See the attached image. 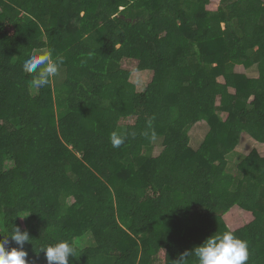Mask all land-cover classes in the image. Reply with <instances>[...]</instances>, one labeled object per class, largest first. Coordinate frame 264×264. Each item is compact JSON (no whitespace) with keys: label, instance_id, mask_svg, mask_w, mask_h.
<instances>
[{"label":"trees","instance_id":"trees-1","mask_svg":"<svg viewBox=\"0 0 264 264\" xmlns=\"http://www.w3.org/2000/svg\"><path fill=\"white\" fill-rule=\"evenodd\" d=\"M213 1L0 0V226L29 232L28 264L62 239L70 264H175L227 230L264 264V157L229 160L242 132L264 143V0ZM42 49L64 64L35 95L22 65ZM136 70L154 72L143 91ZM235 206L253 220L232 230Z\"/></svg>","mask_w":264,"mask_h":264},{"label":"clouds","instance_id":"clouds-1","mask_svg":"<svg viewBox=\"0 0 264 264\" xmlns=\"http://www.w3.org/2000/svg\"><path fill=\"white\" fill-rule=\"evenodd\" d=\"M64 64V57L54 55L52 51L39 52L27 58L23 65V72L30 74V87L39 90L49 86L52 80L57 77ZM148 135L147 132L144 133ZM156 133L153 131L151 139L155 140ZM112 146L119 148L124 143L125 137L117 132L111 133ZM29 215L21 218H26ZM20 217V216H18ZM0 264H28L27 252L24 251L26 242H31L30 234L27 230H21L19 226H11L5 229L0 226ZM15 243L18 247L8 250V245ZM79 242L76 240L62 239L54 244H47L36 251L41 252L47 264H70V257H77ZM194 256L197 264H246L249 259L247 242L237 237L231 230L220 234L209 236L201 245L194 247L190 251L179 254L175 264H189V257Z\"/></svg>","mask_w":264,"mask_h":264},{"label":"rangeland","instance_id":"rangeland-1","mask_svg":"<svg viewBox=\"0 0 264 264\" xmlns=\"http://www.w3.org/2000/svg\"><path fill=\"white\" fill-rule=\"evenodd\" d=\"M219 1L214 0L213 3L217 4ZM46 52V49L37 50L35 53ZM235 71L238 73H242L247 75L248 78H257L259 76V72L257 70L256 65L252 67H246L244 65H237ZM154 72L150 70L145 71H133L131 74V81L136 84L137 89L139 91H143L146 86L153 80ZM220 82H225L223 76L219 77ZM33 94H38L39 90L31 89ZM231 93H235V89L230 88ZM253 99V97H252ZM220 105V103H218ZM221 117L226 116V112H220ZM210 130V126L207 121L202 120L194 123L190 130V147L192 149L197 150L201 144L204 142V139L207 133ZM163 150V146L161 140H157L154 142V146L151 150V154L153 156H158ZM253 150H257V152L264 157V143L258 142L254 138H252L248 133L242 132L239 137V142L235 147L234 152L230 155L229 160L230 163L236 165L243 157L250 154ZM11 162L7 163V166H11ZM72 201V200H71ZM227 225L230 229L235 230L238 229L245 224L251 222L253 220V214L250 211H247L239 206H235L232 208L225 216H224ZM91 238H87L82 243L83 246L89 245L91 243Z\"/></svg>","mask_w":264,"mask_h":264}]
</instances>
